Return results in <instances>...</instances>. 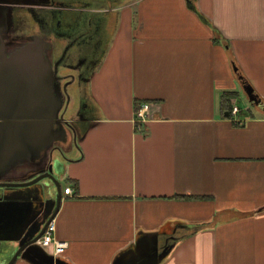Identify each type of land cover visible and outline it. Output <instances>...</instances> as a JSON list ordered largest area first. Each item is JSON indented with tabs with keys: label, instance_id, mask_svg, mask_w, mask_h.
I'll return each instance as SVG.
<instances>
[{
	"label": "crops",
	"instance_id": "obj_1",
	"mask_svg": "<svg viewBox=\"0 0 264 264\" xmlns=\"http://www.w3.org/2000/svg\"><path fill=\"white\" fill-rule=\"evenodd\" d=\"M108 8L116 22L80 92L93 109L70 118L82 116L58 156L72 188L54 219L62 258L112 264L141 232L161 231L174 246L160 264H264V0ZM37 31L24 30L21 46H36ZM234 64L262 100L238 121L220 99L243 89ZM136 102L151 104L141 128Z\"/></svg>",
	"mask_w": 264,
	"mask_h": 264
},
{
	"label": "water",
	"instance_id": "obj_2",
	"mask_svg": "<svg viewBox=\"0 0 264 264\" xmlns=\"http://www.w3.org/2000/svg\"><path fill=\"white\" fill-rule=\"evenodd\" d=\"M34 38L37 40L36 46L24 48L26 66L21 76L28 80L26 88L11 94L12 101L16 96L15 108L0 117V121L4 122L0 126V173L12 169L16 162L41 160L43 152L55 141L66 142L69 131L75 132L81 122L82 116L74 120H64L62 114L60 117L64 105L71 99V93L66 85L54 81L57 65L53 64L45 51L46 42L42 37ZM235 70L249 100L260 104L262 100L253 86L239 73L237 66ZM36 93L39 110L33 111L34 106L29 104L34 101ZM75 115L78 117L80 114L76 112ZM50 159L48 170L39 171L40 174L29 181L0 183L1 187L28 190L23 196L0 194V252L5 242H15L18 247L7 264H14L19 257L32 264H71L62 256L48 253L37 242L57 215L63 197L62 185L56 176L60 159H53V154ZM33 175L32 172L26 174L27 178ZM45 178L51 181H43ZM34 184L38 187L35 193L30 191ZM162 233L141 232L134 243L118 253L112 264H160L174 246L173 236H169L165 242L160 240Z\"/></svg>",
	"mask_w": 264,
	"mask_h": 264
},
{
	"label": "flooded vegetation",
	"instance_id": "obj_3",
	"mask_svg": "<svg viewBox=\"0 0 264 264\" xmlns=\"http://www.w3.org/2000/svg\"><path fill=\"white\" fill-rule=\"evenodd\" d=\"M117 1L0 0V117L15 108L16 96L12 101L11 94L23 89L21 71L25 70L26 63L21 41L25 37L24 30H38L34 36L42 37L43 40L50 33L53 35V42L44 40V48L49 59L57 65L54 81L66 85L71 94L77 95L78 93L74 94L73 91L80 89L82 92L83 81L89 78L106 50L110 30L116 22L113 12L107 7ZM27 16L31 17L30 22L27 21ZM7 31L10 36L5 38ZM74 83L77 84L74 85L77 89L71 88L70 84ZM89 106L87 99L81 100L80 109L85 107L88 110ZM3 123L1 122L0 126H3ZM64 143L55 141L50 147L53 150V159L57 153L55 149H62ZM50 149L43 152L45 156L43 154L41 160L30 164L29 167L22 168L19 166L20 162L14 163L12 167L17 168L10 171L12 175L7 174V170L0 173V183L29 181L38 176L39 171H47L51 163ZM28 172L34 175L27 178ZM56 176L58 177L57 174ZM43 181L51 180L45 178ZM36 185L31 186V192L38 191ZM27 191L20 187L0 186V194L7 196H23Z\"/></svg>",
	"mask_w": 264,
	"mask_h": 264
},
{
	"label": "built area",
	"instance_id": "obj_4",
	"mask_svg": "<svg viewBox=\"0 0 264 264\" xmlns=\"http://www.w3.org/2000/svg\"><path fill=\"white\" fill-rule=\"evenodd\" d=\"M150 108L151 104L145 102L141 104L140 107L136 109L135 122L137 128H141L150 119ZM242 111L241 107L238 105V100L235 98L231 102V114L234 116L235 120H240L239 113ZM72 192L71 187L65 188V193L69 194ZM37 242L48 252L54 256H62L68 247V242L60 240L56 237V223L53 219L47 226L44 234L37 240Z\"/></svg>",
	"mask_w": 264,
	"mask_h": 264
},
{
	"label": "rangeland",
	"instance_id": "obj_5",
	"mask_svg": "<svg viewBox=\"0 0 264 264\" xmlns=\"http://www.w3.org/2000/svg\"><path fill=\"white\" fill-rule=\"evenodd\" d=\"M30 20H31V17L27 16V21L30 22ZM236 66L237 65L234 64V69H235ZM75 84L76 83L70 84V86H72L71 88L77 89V87L74 86ZM238 89H239V90H237L238 91V97H237L238 105L242 108L243 111L246 110V105H249V107L253 108L252 104H254V103L249 101V98L247 97L246 92L242 89L241 86ZM73 93L77 94V91L74 90ZM71 97H72L71 100L67 101L68 103L64 105V108H63V110L61 112L62 117H63L64 120H68V119L72 118L73 115L80 109V106H81V94H80L79 90H78V94L77 95L71 94ZM73 134L74 133L71 131L70 134H69V139L73 138ZM51 151H53V150L50 149L49 157H51V154H52ZM56 151H57V153L55 155L56 157H54L55 159H57V157L59 155H60V157H65L64 154H63V148L62 149L57 148ZM47 159H48V157H47ZM61 164H62V162H61ZM14 168L15 167H13L10 170H7L6 171L7 174H9L10 171L14 170ZM59 181H60V183L62 185V189L63 190L69 184L66 178L65 179L64 178L63 179L60 178ZM15 244H16L15 242H5V245L3 246V250L0 252V260L8 257L9 255L11 256L9 258V260L12 258L13 254L16 252V250L18 248ZM8 261L6 262V264L8 263Z\"/></svg>",
	"mask_w": 264,
	"mask_h": 264
},
{
	"label": "trees",
	"instance_id": "obj_6",
	"mask_svg": "<svg viewBox=\"0 0 264 264\" xmlns=\"http://www.w3.org/2000/svg\"><path fill=\"white\" fill-rule=\"evenodd\" d=\"M238 97V91H225L221 95V107L222 109L226 112H229L231 114V109H230V103L232 102L233 99ZM141 106L140 102H136V109Z\"/></svg>",
	"mask_w": 264,
	"mask_h": 264
}]
</instances>
